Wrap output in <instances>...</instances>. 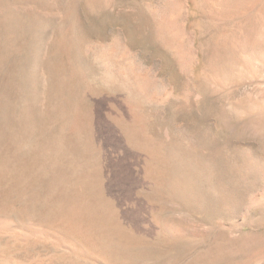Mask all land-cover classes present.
I'll use <instances>...</instances> for the list:
<instances>
[{"label":"rangeland","instance_id":"374dc122","mask_svg":"<svg viewBox=\"0 0 264 264\" xmlns=\"http://www.w3.org/2000/svg\"><path fill=\"white\" fill-rule=\"evenodd\" d=\"M0 219L19 264H264V0H0Z\"/></svg>","mask_w":264,"mask_h":264},{"label":"bare ground","instance_id":"6f19581e","mask_svg":"<svg viewBox=\"0 0 264 264\" xmlns=\"http://www.w3.org/2000/svg\"><path fill=\"white\" fill-rule=\"evenodd\" d=\"M6 220V218H5ZM4 219H0V235L5 232L15 233L17 224L10 223L8 221H5ZM8 220V219H7ZM29 229V228H28ZM31 230V229H30ZM35 230V229H34ZM32 232V231H31ZM34 232V231H33ZM42 233V232H41ZM16 234V233H15ZM14 236V235H12ZM16 236V235H15ZM1 241V240H0ZM3 244V243H2ZM9 246V245H8ZM3 247L5 248V245L1 247L0 245V264H19L20 262L16 263L15 261H11L10 259L6 258L3 254ZM6 249V248H5ZM5 251V250H4Z\"/></svg>","mask_w":264,"mask_h":264}]
</instances>
